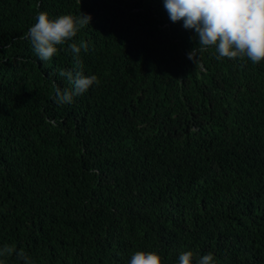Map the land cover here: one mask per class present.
Instances as JSON below:
<instances>
[{"label": "trees", "instance_id": "16d2710c", "mask_svg": "<svg viewBox=\"0 0 264 264\" xmlns=\"http://www.w3.org/2000/svg\"><path fill=\"white\" fill-rule=\"evenodd\" d=\"M40 12L90 24L42 61ZM100 81L71 104L70 43ZM163 0H0V247L33 264H264V60L217 59ZM5 264H25L3 257Z\"/></svg>", "mask_w": 264, "mask_h": 264}, {"label": "clouds", "instance_id": "9594fccd", "mask_svg": "<svg viewBox=\"0 0 264 264\" xmlns=\"http://www.w3.org/2000/svg\"><path fill=\"white\" fill-rule=\"evenodd\" d=\"M164 8L172 22L183 21L185 29H192L198 40L188 53V59L197 64L198 53L214 48L217 59L230 60L247 58L252 63L264 60V0H163ZM91 16L81 13L60 15L50 19L46 12H40L30 27L25 39L31 41L33 50L42 61L52 59L58 52V45L71 41L80 29L90 24ZM88 43L81 40L68 45L74 55V70L59 71L72 85L71 89H55L54 100L58 104H71L74 97L87 92L100 83L96 75H85L81 49L88 51ZM16 257L25 264H33L28 254L14 246L0 247V258ZM0 264H5L0 259ZM128 264H163L162 257L155 251L136 250L130 255ZM178 264H193V253L182 252ZM196 264H215L212 253L201 256Z\"/></svg>", "mask_w": 264, "mask_h": 264}]
</instances>
